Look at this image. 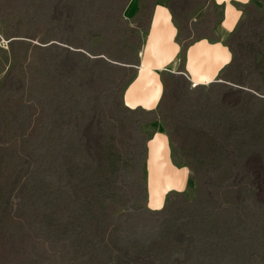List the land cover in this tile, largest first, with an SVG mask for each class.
Here are the masks:
<instances>
[{
  "label": "rangeland",
  "instance_id": "374dc122",
  "mask_svg": "<svg viewBox=\"0 0 264 264\" xmlns=\"http://www.w3.org/2000/svg\"><path fill=\"white\" fill-rule=\"evenodd\" d=\"M128 1L0 0V264H264V0L215 81L167 80L155 116L193 193L155 210L153 114L122 97L149 3ZM168 5L181 39L212 34L210 0Z\"/></svg>",
  "mask_w": 264,
  "mask_h": 264
},
{
  "label": "bare ground",
  "instance_id": "6f19581e",
  "mask_svg": "<svg viewBox=\"0 0 264 264\" xmlns=\"http://www.w3.org/2000/svg\"><path fill=\"white\" fill-rule=\"evenodd\" d=\"M168 1L129 0L125 8L132 16L139 12L142 4L149 3L139 59L122 97L129 107L153 114L144 124L148 135L143 171L146 205L154 210L164 205L170 193H183L188 197L193 193L188 168L175 160L168 135L155 116L164 86L170 76L176 74L194 85L217 79L231 59L227 37L238 24L249 0H210L219 12L212 34L192 39H181Z\"/></svg>",
  "mask_w": 264,
  "mask_h": 264
},
{
  "label": "built area",
  "instance_id": "2783aa9c",
  "mask_svg": "<svg viewBox=\"0 0 264 264\" xmlns=\"http://www.w3.org/2000/svg\"><path fill=\"white\" fill-rule=\"evenodd\" d=\"M192 85H194V82H192Z\"/></svg>",
  "mask_w": 264,
  "mask_h": 264
}]
</instances>
